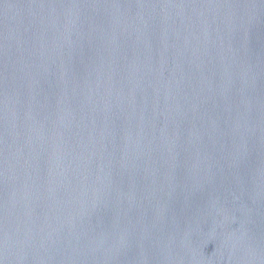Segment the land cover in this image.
<instances>
[{
    "label": "water",
    "instance_id": "1",
    "mask_svg": "<svg viewBox=\"0 0 264 264\" xmlns=\"http://www.w3.org/2000/svg\"><path fill=\"white\" fill-rule=\"evenodd\" d=\"M0 264H264V0H0Z\"/></svg>",
    "mask_w": 264,
    "mask_h": 264
}]
</instances>
